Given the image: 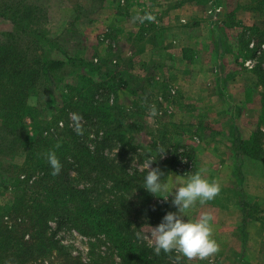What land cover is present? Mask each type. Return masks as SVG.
I'll return each mask as SVG.
<instances>
[{
  "label": "rangeland",
  "instance_id": "1",
  "mask_svg": "<svg viewBox=\"0 0 264 264\" xmlns=\"http://www.w3.org/2000/svg\"><path fill=\"white\" fill-rule=\"evenodd\" d=\"M32 1L42 9L37 26L50 38V54L73 58L54 82L56 101L41 100L43 117L52 118V113L63 105L66 85L75 84L80 76L96 81L106 71L123 76L130 86L120 101L134 118L140 116L143 122V128L133 134L132 144L139 146V155L133 150L128 153L129 169L137 168L147 174L146 162L153 159L156 161L150 167L158 165L166 173L190 175L203 168L206 177L213 173L221 185L219 206L207 203L201 213L213 215V237L218 250L203 258H188L173 251L193 264H233L237 255L247 259L241 264H264L263 166L241 161L234 164L235 135L230 132L236 122L239 129H246L249 123L256 129L259 123V92L263 88L258 84L254 66L260 63L264 67V42L258 40L260 32L252 31L249 37L251 31L238 19L236 11L251 18L252 11L246 9H253L260 23L257 25L264 28V0ZM13 29L9 19L0 17V33ZM34 41L41 44L37 41L42 40ZM78 59L94 63L99 70ZM222 79H239L230 91L234 102H229L224 89L217 86ZM38 102V98L32 99V104ZM69 122L75 128L82 123L73 113ZM53 130L55 126L51 127ZM9 152L2 157L5 163L20 164L25 157L22 149ZM176 158L178 163L174 164ZM227 185L230 189L234 186L236 192ZM12 197L11 189L0 191V204L10 202ZM240 199L250 202L246 207L250 217L246 228L251 232L248 238L252 243L246 246L240 244L243 231L224 229L216 219L225 218L222 206ZM171 200V196L165 200L153 195L152 209L150 205L145 208L144 197L134 200L132 221L139 236L152 246V226L159 224L168 211H175ZM197 205L189 211L192 218ZM50 225L64 247L46 257V264H82L77 259L85 264H120L117 250L103 235H83L58 219H52Z\"/></svg>",
  "mask_w": 264,
  "mask_h": 264
},
{
  "label": "trees",
  "instance_id": "2",
  "mask_svg": "<svg viewBox=\"0 0 264 264\" xmlns=\"http://www.w3.org/2000/svg\"><path fill=\"white\" fill-rule=\"evenodd\" d=\"M41 11L32 0H0V17L14 25L0 33V191L13 193L10 202L0 204V264H46V257L64 247L52 232V219L83 235H103L117 250L120 264H193L173 250L157 253L132 221L135 199L144 197L145 208L154 206L152 193L143 188L144 171L129 169L128 153L139 149L132 144L133 134L143 122L120 101L130 86L123 76L111 71L99 81L80 76L66 85L63 105L52 118L43 117L41 100L56 101L54 82L73 58L50 54V38L37 26ZM246 28L249 37L260 32L258 40L264 42V28ZM38 39L41 44L34 41ZM254 71L263 88L262 109L257 128L238 144L237 154L264 165L263 65L256 63ZM34 97L38 105L32 104ZM72 113L82 122L76 128L69 122ZM12 149L24 151L20 164L3 162ZM49 151L62 165L56 174L47 160Z\"/></svg>",
  "mask_w": 264,
  "mask_h": 264
},
{
  "label": "clouds",
  "instance_id": "3",
  "mask_svg": "<svg viewBox=\"0 0 264 264\" xmlns=\"http://www.w3.org/2000/svg\"><path fill=\"white\" fill-rule=\"evenodd\" d=\"M161 152L165 153L163 149ZM46 156L53 174L58 173L62 165L55 151H49ZM153 161L156 160L149 159L146 162L148 171L143 178V188L165 200L171 196V204L175 208V211H168L159 224L151 225V235L155 239L154 250L157 253L162 250L164 252L176 250L188 258L196 256L203 258L216 252L219 245L213 237V215L205 212L198 218H192L189 211L197 203L203 204L214 199L221 190L220 183L206 177L203 168L190 175L166 173L158 165L150 167ZM159 193L167 195L160 196Z\"/></svg>",
  "mask_w": 264,
  "mask_h": 264
},
{
  "label": "crops",
  "instance_id": "4",
  "mask_svg": "<svg viewBox=\"0 0 264 264\" xmlns=\"http://www.w3.org/2000/svg\"><path fill=\"white\" fill-rule=\"evenodd\" d=\"M246 11H252L253 15H251V18H249L247 16V13H245V12H241L240 13L239 9L236 11V16L238 17V19L240 21H242L244 24H246L248 26L254 25V24H260L257 21V17L255 16V13L253 12L254 11L253 9H246ZM244 14L247 16L246 17L247 19L245 17H243ZM218 82L219 81H217V86H221V88L224 89L223 90V94H224V92H226L225 96L227 98L226 97L225 98L228 99L229 102H234V99H233L234 97L230 94V91H231V87H232L233 84H234V86L239 84L238 83L239 79H235V80H224V79H222V80H220L219 83ZM220 84H222V85H220ZM220 92H222V91H220ZM223 98H224V95H223ZM234 115L236 116L237 114H234ZM237 124L238 123L236 122L234 124V127H231V130H230V132H232L235 135L234 141H235L236 148L235 149L233 148V150H234L233 152H234V155H235V163L234 164L236 165L237 161L238 162L241 161V162H243L244 164H247V165L248 164H258V165L263 166L262 170L264 172V165H262L260 162L254 160V159H251L249 157H246L244 155L237 154L238 144L241 141H243V140L250 139L253 131L255 130L252 123L251 124L249 123L248 127H246L247 132H246V129H243V128L239 129V127L236 126ZM208 178L209 179H215V176L212 173V174H210L208 176ZM227 186L230 189V185H227ZM235 189L236 188L233 186V187H231L230 190L231 191L234 190L233 192L235 193L236 192ZM243 192H245V191H243ZM219 194L220 193H218L215 196L214 199L206 201L203 204L198 203L196 211L194 212L195 218H198L201 215V213L206 209L205 207H206V205H208L207 203H210L212 205L213 204L214 205H218V198H220ZM245 202L247 203V202H249V200L246 201V199H245V200L241 201V199H240L239 201H235L234 202L235 204H231V205L229 204V205H226V206H222L221 209H223V211H221V213L225 216V218L224 219L221 218L222 221L218 220L220 218H216V219H217V222H219L221 224V227L224 228V229L225 228H227V229L229 228V229H233V230H239V231L241 230V231H243V237H242V239L240 241V244L246 246V245H251L252 242L250 241V238H248L249 235H251L250 234L251 232H250L249 229L246 228L247 221L250 219V217L247 214V211H246V207L247 206L244 204ZM221 227H219V230L222 229ZM215 237H217V236H215ZM246 260L247 259L243 255H237V261H234L233 264H241V262H244Z\"/></svg>",
  "mask_w": 264,
  "mask_h": 264
},
{
  "label": "built area",
  "instance_id": "5",
  "mask_svg": "<svg viewBox=\"0 0 264 264\" xmlns=\"http://www.w3.org/2000/svg\"><path fill=\"white\" fill-rule=\"evenodd\" d=\"M184 160H186V158L185 159L184 158H180V161H184ZM185 164L187 165L189 163L185 162ZM189 166H191V165H189Z\"/></svg>",
  "mask_w": 264,
  "mask_h": 264
}]
</instances>
